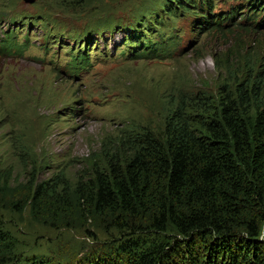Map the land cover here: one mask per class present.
Instances as JSON below:
<instances>
[{
    "label": "rangeland",
    "instance_id": "1",
    "mask_svg": "<svg viewBox=\"0 0 264 264\" xmlns=\"http://www.w3.org/2000/svg\"><path fill=\"white\" fill-rule=\"evenodd\" d=\"M160 1L0 0V177L15 188L14 202L23 194L16 191L22 183L31 192L63 180L72 192L90 178L94 160L123 150L117 143L125 135L141 130L160 135L179 98L200 94L219 101L235 90L239 67L264 69V25L258 26L261 19L251 15L246 0H214L212 21L234 17L209 33L182 12L179 19H166ZM111 24L118 26L93 33ZM134 27L145 42L172 37L176 46L161 59L137 58ZM9 36L15 38L5 49ZM77 51L89 59L80 71L68 65ZM229 57L234 66L229 71L215 65ZM72 218L70 224L35 221L29 207L0 200V230L9 235L14 259L33 253L62 263L108 253L102 245L134 238L131 229L153 232L148 217L121 220L122 229L101 218ZM162 234L159 244L178 237L171 228ZM11 255L6 264H14Z\"/></svg>",
    "mask_w": 264,
    "mask_h": 264
},
{
    "label": "trees",
    "instance_id": "2",
    "mask_svg": "<svg viewBox=\"0 0 264 264\" xmlns=\"http://www.w3.org/2000/svg\"><path fill=\"white\" fill-rule=\"evenodd\" d=\"M166 1L170 4L159 2L166 19H179L182 12L206 33L219 30L221 22L234 17L231 13L212 21L214 0ZM245 2L251 15L261 19L258 26L264 25V0ZM158 21L162 26L163 18ZM109 26L93 33L118 25ZM134 28L137 58H164L176 43L170 37L164 43L150 44ZM87 29L92 31L91 25ZM83 55L77 51L69 57L72 70L89 64ZM230 59L215 65L229 71L234 67ZM246 66L237 71L240 81L235 90L227 91L219 101L200 94L179 98L160 135L149 130L125 135L117 143L123 150L94 160L90 178L79 181L72 192L63 188V180L35 186L31 192L22 183L16 191L23 194L14 202L11 191L15 188L5 176L0 177V200L21 210L29 207L35 221L91 217L122 229L121 220L148 217L153 220V232L131 229L134 238L102 245L108 253L103 250L60 263L33 253L14 259L9 235L0 230V251L8 248L0 264H6L10 255L9 263L14 264H264V69ZM166 228L178 237L172 244H159L156 239Z\"/></svg>",
    "mask_w": 264,
    "mask_h": 264
},
{
    "label": "clouds",
    "instance_id": "3",
    "mask_svg": "<svg viewBox=\"0 0 264 264\" xmlns=\"http://www.w3.org/2000/svg\"><path fill=\"white\" fill-rule=\"evenodd\" d=\"M10 35H11V34H10ZM12 37H13V39L10 40V42H11L10 45H11V46H10V47H6V49H11V47H12V42H13V40H14V38H15L14 36H12ZM175 46H176V43L173 44V48H172V50L174 49ZM162 47H163V45H162Z\"/></svg>",
    "mask_w": 264,
    "mask_h": 264
},
{
    "label": "water",
    "instance_id": "4",
    "mask_svg": "<svg viewBox=\"0 0 264 264\" xmlns=\"http://www.w3.org/2000/svg\"><path fill=\"white\" fill-rule=\"evenodd\" d=\"M26 1H28V2H30V3L33 2V0H26Z\"/></svg>",
    "mask_w": 264,
    "mask_h": 264
}]
</instances>
